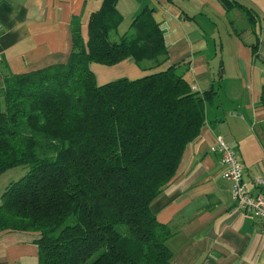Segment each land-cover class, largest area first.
I'll return each mask as SVG.
<instances>
[{"label":"trees","instance_id":"obj_1","mask_svg":"<svg viewBox=\"0 0 264 264\" xmlns=\"http://www.w3.org/2000/svg\"><path fill=\"white\" fill-rule=\"evenodd\" d=\"M116 1L90 14L86 40L72 26L66 62L2 81L0 176L27 170L0 195V233H35L39 264H173L171 231L150 205L174 182L216 88L192 91L178 64L97 85L91 63L167 58L146 7L113 38Z\"/></svg>","mask_w":264,"mask_h":264},{"label":"crops","instance_id":"obj_2","mask_svg":"<svg viewBox=\"0 0 264 264\" xmlns=\"http://www.w3.org/2000/svg\"><path fill=\"white\" fill-rule=\"evenodd\" d=\"M102 0H0V93L6 76L66 62L71 29L87 22ZM152 10L166 48L158 67L128 57L112 66L91 63L97 85L134 80L170 65L185 67L192 91L216 88L205 104L198 137L181 155L174 182L150 205L171 231L166 244L173 264H264V239L258 220L236 208L227 181L220 176L218 154L209 147L216 136L236 153L246 189L260 188L264 174V0H117L122 17L112 33L118 38L142 8ZM254 48V49H253ZM37 235L0 233V264H39Z\"/></svg>","mask_w":264,"mask_h":264},{"label":"built area","instance_id":"obj_3","mask_svg":"<svg viewBox=\"0 0 264 264\" xmlns=\"http://www.w3.org/2000/svg\"><path fill=\"white\" fill-rule=\"evenodd\" d=\"M209 150L218 154L221 167L220 176L227 181L236 208L251 213L258 220V232L264 239V174L254 178L255 186L261 190L260 194L254 195L246 189L241 165L237 160L235 150L221 136L215 137Z\"/></svg>","mask_w":264,"mask_h":264},{"label":"rangeland","instance_id":"obj_4","mask_svg":"<svg viewBox=\"0 0 264 264\" xmlns=\"http://www.w3.org/2000/svg\"><path fill=\"white\" fill-rule=\"evenodd\" d=\"M27 168L25 166L15 167L12 170L5 172L0 176V195L4 187L11 181L18 180L25 172Z\"/></svg>","mask_w":264,"mask_h":264}]
</instances>
